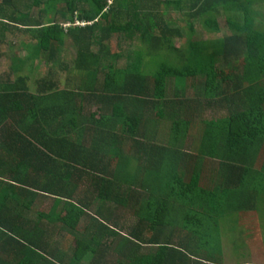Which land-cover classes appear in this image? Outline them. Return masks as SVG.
Masks as SVG:
<instances>
[{
	"label": "trees",
	"instance_id": "trees-1",
	"mask_svg": "<svg viewBox=\"0 0 264 264\" xmlns=\"http://www.w3.org/2000/svg\"><path fill=\"white\" fill-rule=\"evenodd\" d=\"M261 1L0 0V58L27 51L0 74V264H221L222 222L264 228Z\"/></svg>",
	"mask_w": 264,
	"mask_h": 264
},
{
	"label": "rangeland",
	"instance_id": "rangeland-1",
	"mask_svg": "<svg viewBox=\"0 0 264 264\" xmlns=\"http://www.w3.org/2000/svg\"><path fill=\"white\" fill-rule=\"evenodd\" d=\"M111 2V1H110ZM256 10L260 13V15H257V18L259 19H264V2L256 3L255 4ZM175 16V15H174ZM218 21L219 24L222 25V30L220 32L212 33L209 31H206L204 35H202V38H212V39H217L219 37H222L224 34H229L231 33V29H229L228 24L226 23V16L223 14L218 15ZM202 30L204 28L201 25L197 24V31H199L202 34ZM25 39H28V35H25ZM184 38H177L175 43L177 45H181L184 42ZM19 41H17L16 46L21 47V48H13L11 52L8 51V47L4 46L2 49L6 50L8 54L12 55H18L20 57L24 56L26 54V50L24 46H20L18 44ZM8 54L3 55L0 58V74H3L8 71L9 65L11 64V60L9 59ZM73 55L75 57L76 54V48L73 46H69L66 48H63L61 50V57H64L66 55ZM39 60V59H38ZM36 61L35 63L39 68L38 75L43 74L45 75L49 71H51V68L53 67V64H47L44 60L42 61ZM27 68H23L20 70V73H25ZM58 66H55L54 70H58ZM61 70L59 69L58 74ZM238 73V72H237ZM240 73V72H239ZM238 73V74H239ZM34 74H32L33 76ZM61 78H66L67 72H60ZM60 78V79H61ZM59 79V78H58ZM32 85V80L29 82ZM175 84L172 83L170 87L168 88V94L173 96V89H174ZM194 90L193 88L188 89V94L189 96L194 95ZM227 113V109L222 107V110H209L206 111L203 114V118H216L219 117L220 115H224ZM52 201L49 200H44L43 205L41 206L42 209H44L46 212L50 210V204ZM244 216L243 220H240L239 222L236 223L235 219L232 220L231 222V228L229 229L227 224L224 227V233H230L231 238L233 240L234 236L243 235L244 236V247L241 248L239 251L235 248H231V245L227 242V240H224V249H225V255L223 257V262L221 264H264V228L261 226V221L259 220L260 216L256 214L255 212H250L248 215L244 214H239V217ZM259 217V218H258ZM223 222L221 225L223 226ZM243 227V228H242ZM147 248L144 250L146 251ZM233 249V250H232ZM233 251L238 252L236 254L233 253ZM212 260V259H210ZM220 260V259H219ZM213 261V260H212Z\"/></svg>",
	"mask_w": 264,
	"mask_h": 264
},
{
	"label": "crops",
	"instance_id": "crops-1",
	"mask_svg": "<svg viewBox=\"0 0 264 264\" xmlns=\"http://www.w3.org/2000/svg\"><path fill=\"white\" fill-rule=\"evenodd\" d=\"M224 225V224H223ZM224 227L225 226H222V232L224 233ZM170 231V230H169ZM168 233V232H167ZM225 234L226 233H224L223 235L225 236ZM198 236L199 235H196L195 233H192V234H190L188 231H186V230H183V231H176L175 232V234H174V237H175V239L176 240H178V241H183L182 239H188V238H191V237H197L198 238ZM186 245V244H185ZM190 248L193 250H197L198 249V246H197V244H195V243H193V245L192 246H190ZM224 255H225V249H224Z\"/></svg>",
	"mask_w": 264,
	"mask_h": 264
}]
</instances>
